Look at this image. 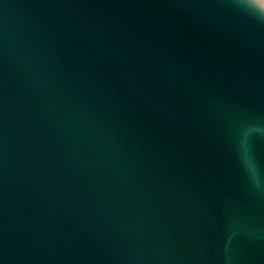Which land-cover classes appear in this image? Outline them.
Listing matches in <instances>:
<instances>
[{
	"label": "water",
	"instance_id": "1",
	"mask_svg": "<svg viewBox=\"0 0 264 264\" xmlns=\"http://www.w3.org/2000/svg\"><path fill=\"white\" fill-rule=\"evenodd\" d=\"M0 264H264V5L0 0Z\"/></svg>",
	"mask_w": 264,
	"mask_h": 264
},
{
	"label": "snow or ice",
	"instance_id": "2",
	"mask_svg": "<svg viewBox=\"0 0 264 264\" xmlns=\"http://www.w3.org/2000/svg\"><path fill=\"white\" fill-rule=\"evenodd\" d=\"M260 4L264 5V0H259Z\"/></svg>",
	"mask_w": 264,
	"mask_h": 264
}]
</instances>
